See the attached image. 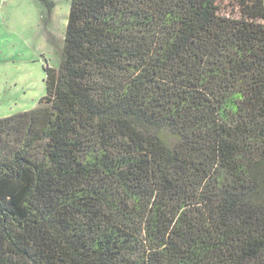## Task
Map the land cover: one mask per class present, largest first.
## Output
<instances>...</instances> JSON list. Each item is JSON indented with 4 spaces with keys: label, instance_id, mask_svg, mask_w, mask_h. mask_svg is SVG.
<instances>
[{
    "label": "trees",
    "instance_id": "1",
    "mask_svg": "<svg viewBox=\"0 0 264 264\" xmlns=\"http://www.w3.org/2000/svg\"><path fill=\"white\" fill-rule=\"evenodd\" d=\"M44 71L0 264H264V0H71Z\"/></svg>",
    "mask_w": 264,
    "mask_h": 264
},
{
    "label": "rangeland",
    "instance_id": "2",
    "mask_svg": "<svg viewBox=\"0 0 264 264\" xmlns=\"http://www.w3.org/2000/svg\"><path fill=\"white\" fill-rule=\"evenodd\" d=\"M71 0H0V119L32 110L57 69Z\"/></svg>",
    "mask_w": 264,
    "mask_h": 264
}]
</instances>
